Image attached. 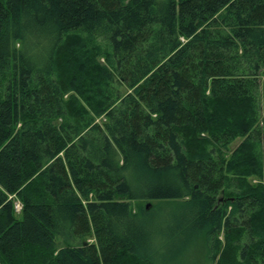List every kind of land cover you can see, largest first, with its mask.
Segmentation results:
<instances>
[{
	"label": "trees",
	"instance_id": "1",
	"mask_svg": "<svg viewBox=\"0 0 264 264\" xmlns=\"http://www.w3.org/2000/svg\"><path fill=\"white\" fill-rule=\"evenodd\" d=\"M133 200L264 264V0H0V264H157Z\"/></svg>",
	"mask_w": 264,
	"mask_h": 264
},
{
	"label": "rangeland",
	"instance_id": "2",
	"mask_svg": "<svg viewBox=\"0 0 264 264\" xmlns=\"http://www.w3.org/2000/svg\"><path fill=\"white\" fill-rule=\"evenodd\" d=\"M260 79L262 81L263 78ZM157 203L145 200H133L132 202L135 210L137 207L144 208L147 205H152L150 207L153 210L150 211V216L145 217L144 215L141 218L147 223L146 229H150L146 233L148 254L150 255L151 250L153 251L157 264H209L208 246L204 238L205 233L185 229L181 232V235L175 236L173 233L175 232L176 222L172 223L173 219L172 216H169V213L162 215H160V212L156 213L154 206ZM162 204V210L165 212L171 207V203L170 205L167 202ZM15 207L18 212L21 208L20 203L16 202ZM180 218L175 219L180 221ZM148 224L150 227H148Z\"/></svg>",
	"mask_w": 264,
	"mask_h": 264
},
{
	"label": "water",
	"instance_id": "3",
	"mask_svg": "<svg viewBox=\"0 0 264 264\" xmlns=\"http://www.w3.org/2000/svg\"><path fill=\"white\" fill-rule=\"evenodd\" d=\"M146 208H148V205L146 206Z\"/></svg>",
	"mask_w": 264,
	"mask_h": 264
},
{
	"label": "bare ground",
	"instance_id": "4",
	"mask_svg": "<svg viewBox=\"0 0 264 264\" xmlns=\"http://www.w3.org/2000/svg\"><path fill=\"white\" fill-rule=\"evenodd\" d=\"M147 204V203H146ZM149 207V206H148Z\"/></svg>",
	"mask_w": 264,
	"mask_h": 264
}]
</instances>
